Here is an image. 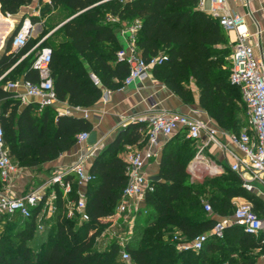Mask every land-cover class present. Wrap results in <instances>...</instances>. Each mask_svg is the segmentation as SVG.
Masks as SVG:
<instances>
[{"label": "trees", "instance_id": "obj_1", "mask_svg": "<svg viewBox=\"0 0 264 264\" xmlns=\"http://www.w3.org/2000/svg\"><path fill=\"white\" fill-rule=\"evenodd\" d=\"M32 2L0 0L1 11L15 14ZM52 8L66 10L65 19L76 14L60 26L62 39L54 41L47 36L34 49L45 45L52 48L51 75L59 101L86 108L99 100L102 87L115 90L122 85L129 67L117 59L122 46L115 30L118 24L109 21L110 14L122 22L140 19L136 45L141 56L149 60L159 53L167 55L152 73L184 102L194 98L193 81L200 105L220 127L239 133L247 124L240 88L229 78L232 47L228 30L212 13L201 9L199 0H51L43 10ZM37 41L29 40L14 53L9 52L10 40L0 57V77ZM29 54L0 79L1 124L12 159L20 167L35 168L71 149L77 135L92 131L94 125L85 116L57 115L53 105L41 109L34 102L22 105L13 91L4 88L13 79L14 69L23 72L25 79L39 80L32 68L35 57L31 59ZM92 73L101 86L93 82ZM147 139V123L134 121L121 128L114 141L96 155L90 167L94 178L86 191L87 221L80 223L78 218L67 216L60 188L51 224H43L44 200L32 208L29 217L1 215L18 219L14 231L6 237L0 234V264H123L115 241L104 250L97 249L95 241L105 226L102 218L114 213L127 184V163L118 153L126 144L143 145ZM195 151L194 140L183 131L167 140L160 160V179L151 180L153 188L146 192L145 205L136 215L127 249L139 264H254L255 249L264 246V233L249 234L239 225L227 227L222 238L210 237L201 249L177 248L179 241L173 240L177 231L191 242L212 228L216 215L233 213L235 196L255 201L254 194L229 168L193 180L188 165ZM76 197L73 189L69 198ZM205 199L212 205L211 213L204 209ZM143 211L145 219L140 221ZM39 228L43 229L37 232ZM36 237L38 241L31 242Z\"/></svg>", "mask_w": 264, "mask_h": 264}, {"label": "built area", "instance_id": "obj_2", "mask_svg": "<svg viewBox=\"0 0 264 264\" xmlns=\"http://www.w3.org/2000/svg\"><path fill=\"white\" fill-rule=\"evenodd\" d=\"M205 1L199 0V6L203 7ZM211 1L220 4L226 2V0ZM211 12L227 30L237 31V39L228 56L231 66L229 78L231 83L240 88L246 107L247 125L241 132L235 133L212 124L210 117H195L179 111L151 112L135 118V121L147 123L148 147L126 155L127 184L116 207L114 215L116 218L106 229L110 238L118 244L123 264H139L127 249V244L133 233L135 217L142 208L141 203L145 201V194L153 188L151 180L145 173V166L155 155L153 146L159 144L160 135L170 138L183 131L187 138L194 140L196 151L188 165L193 177H200L199 174L203 172L215 175L224 170V165L213 158L216 148L222 152L224 159L229 163V169L239 176L247 191L264 194V54L257 53L254 44L246 40L249 33L242 15L221 14L218 7H213ZM110 18L116 20L117 17ZM140 25L141 21L137 18L121 30L125 36V45L117 51V59L128 65L129 72L120 89L136 80L149 77L152 68L155 65H161L167 59L165 53H159L149 60L141 56L136 45V33ZM32 31L33 24L30 19H25L13 35L12 46L15 51L27 45ZM262 31L263 29L259 28L258 34L260 35ZM41 42L42 40L33 49ZM52 53V48L47 45L38 50L32 63V68L38 72V81L30 79L8 81L5 88L23 87L24 92L16 96L21 100L35 97L40 109L53 105L57 101V96L51 75ZM91 78L96 85L101 86L95 74L92 73ZM112 93L113 89L102 87V100L109 101ZM72 109L82 108L69 107L60 112V115L71 114ZM88 135L89 132L86 131L79 133L77 142L86 140ZM101 149L100 144L93 143L77 161L57 169L41 187L25 194H16L13 185L20 169L5 147L0 111V178L3 183V188L0 189V216L19 214L22 217H29L32 208L43 200L44 212L53 214L57 209V188H60L66 201L67 216L78 218L80 223L87 221L89 214L86 210V195L84 192H78L76 198H69L74 187L72 179L67 175L75 174L78 185L87 186L94 175L87 170L86 161L96 156ZM203 203L205 211L211 213L213 210L211 203L206 199ZM231 225H239L245 232L257 235L264 229V216L254 209L252 201L245 200L234 207L231 215L218 218L210 230L197 234L190 243H184L180 245V248L201 249L210 237L222 238L226 228Z\"/></svg>", "mask_w": 264, "mask_h": 264}, {"label": "crops", "instance_id": "obj_3", "mask_svg": "<svg viewBox=\"0 0 264 264\" xmlns=\"http://www.w3.org/2000/svg\"><path fill=\"white\" fill-rule=\"evenodd\" d=\"M51 1V0H47ZM42 4L39 0H33L32 3L24 5L21 7L19 12L15 14H4L1 11L0 4V57L6 52L8 42L13 39V35L15 31L20 27L21 22L25 19H30L29 16H26L25 13L28 11L30 14H34L36 16L37 13L40 12V6ZM213 7H218V11L221 14L224 13H238L243 16L244 24L247 28L249 35H247L246 40L255 46V51L257 53L264 54V0H226L225 3L220 4L213 2L211 0H206L204 6L201 9L212 13L211 9ZM31 13V11H33ZM115 15H108L109 21L115 24H119L120 19L117 17L116 20H112L110 17ZM31 21V19H30ZM131 22V21H130ZM130 22L123 24L122 26H116L115 30L117 33L118 43L123 46L125 45V36L121 33V30L127 26ZM32 23V21H31ZM38 23V22H37ZM38 32H41L43 27L41 24H37ZM263 29L262 33L258 34V29ZM230 36V45L233 48L234 43L237 39V31L236 30H228ZM33 50V47L22 55L17 61L9 67L3 75L0 77L2 79L9 71L15 68L18 63H20L23 59L27 57V55ZM9 52H17L12 46V49ZM13 80H23V72L16 71V69L12 72ZM8 82V81H7ZM191 86L194 93V98L191 102L186 103L182 100V98L174 93L168 86L158 80L152 73L151 75L142 80H136L134 83L124 87L123 89H115L113 90L112 96L109 101L104 102L102 100V96L99 100L92 104L89 107L82 108L79 110L72 109L71 114L81 115L87 117L89 120L93 122L94 128L93 130L96 132V143L102 146V149L107 147L111 142L114 141L118 131L135 121V118L147 115L151 112H171V111H179L185 114L195 116V117H212L209 115L206 109H204L199 102V90L196 84L191 81ZM6 83L4 84L5 88ZM7 89V88H5ZM14 92L15 96L18 93H23L24 88L19 87L17 89H9ZM17 97V96H16ZM22 105H26L28 103H38L35 97H27L25 100H21ZM53 109L57 115H60V112L64 111L66 108H72L73 106L67 104L65 101H57L53 104ZM212 124L219 126L213 119ZM220 127V126H219ZM169 138L160 135L159 136V144L157 146H153L155 151V155L147 162L145 166V173L149 177L154 175H160V160L162 155V150L164 148L165 143ZM87 142V139L82 141L81 143H76L71 149L63 152L57 158L53 160H49L41 164L39 167L35 168H20V173L14 180L13 190L16 194H25L34 190L38 187H41L47 179L57 170L67 167L77 161L79 157L90 149V146ZM148 147V139L147 141L141 144L129 145L126 144L122 148V150L118 153L119 156L125 159L126 155L131 152H135L137 150H142ZM101 149V150H102ZM213 158L218 162L224 165L225 168H229V163L226 159H224L223 154L220 150L214 151ZM96 156L89 158L86 161V168L90 171V167L92 166L94 159ZM225 168L220 173L225 171ZM49 171V175L47 176V172ZM189 171V169H188ZM38 176L35 180H39L40 177H46V180L40 184H38L35 188L30 191L24 192V187L31 181L32 173ZM190 173V171H189ZM218 173V174H220ZM193 180L196 178L192 176ZM73 181L74 192L77 194L78 192H84L86 195L87 186H79L77 183V177L75 174H71L70 177ZM201 180V178L199 179ZM259 187V185H257ZM3 188V183H2ZM255 196V201L250 200L244 195L235 196L232 199V202L236 206L237 204L244 202L245 200H250L253 203L254 208L258 211V213L264 216V194L263 193H253ZM145 205V201L141 203V207ZM116 211V210H115ZM115 211L111 215H107L102 218V221L105 223L104 230L101 234L96 238L95 246L98 247L99 250L106 249L107 244L112 243L114 240L110 238L107 233V227L113 223ZM46 213V212H45ZM46 215L51 216L52 214L46 213ZM226 217V216H224ZM136 218V217H135ZM216 218H221L216 215ZM261 233H264V229ZM105 236V237H104ZM179 243L177 244V248H180V245L187 242L184 239L181 231H177L174 235ZM107 237V238H106ZM256 260L254 264H264V246L258 247L255 249ZM121 258V257H120Z\"/></svg>", "mask_w": 264, "mask_h": 264}, {"label": "rangeland", "instance_id": "obj_4", "mask_svg": "<svg viewBox=\"0 0 264 264\" xmlns=\"http://www.w3.org/2000/svg\"><path fill=\"white\" fill-rule=\"evenodd\" d=\"M47 3H50V1L43 0L42 5L39 7L40 8V12L37 13L36 16H33L34 14H30V12H28V11L25 13L26 16H29V18L31 19L32 24H33V31H32V36H31L30 40L33 41V40H37L38 39V41L35 43L34 46H36L41 40L43 41L47 36H50V38L53 39L54 41H59L60 39H62V36H61L62 32H61V29H59L60 28L59 25L66 20L65 18H66L68 13L63 8H52L49 11H44L43 10L44 5L47 4ZM33 12H34V10L31 11V13H33ZM33 17H38L39 20L35 21L33 19ZM127 22L128 21H123L122 23L120 22L118 24V26L120 27V26H122L123 24H125ZM37 24H41V26L43 27L42 31L38 32V33H36L38 31ZM38 50H34L33 49L31 51V53L29 54V58L32 59L33 57H35L37 52H38ZM0 111H2L1 103H0ZM246 125L247 124L244 123L243 127H245ZM20 168H25V167H20L19 166V169ZM46 174L48 176L49 175V171ZM31 175H32L33 178L24 187V189H23L24 192L30 191L31 189L35 188L38 184H40V183H42V182H44L46 180V177H40L39 180L36 181L35 178H38V176L35 175L34 172ZM215 175H217V174H215ZM199 176L200 177H195L196 178L195 180H199L200 178L202 180L205 177L214 176V175L206 174L205 172H203V173L199 174ZM204 198H206V197H204ZM234 205L235 204L233 203V206ZM145 215L146 214L143 211L142 215L140 216V221H144ZM17 219L18 218L15 217V216H12V218H11V216H0V234H1V236H5L6 237L9 233L14 231V229H15L14 223L16 222ZM53 221H54L53 218L50 217L49 215H45V217L43 218V224H45V222L48 223V224H51ZM40 229L42 230L43 228H39V230H37V232L40 231ZM37 238L38 237L32 239L31 242L38 241ZM173 240H177V238L175 236H173ZM95 243H96V241H95ZM110 244H107V246L105 248H107ZM96 248L98 249V247H96Z\"/></svg>", "mask_w": 264, "mask_h": 264}, {"label": "water", "instance_id": "obj_5", "mask_svg": "<svg viewBox=\"0 0 264 264\" xmlns=\"http://www.w3.org/2000/svg\"><path fill=\"white\" fill-rule=\"evenodd\" d=\"M76 14L72 15L71 17H69L68 19H66L64 22H62L59 27L64 24L67 20H69L70 18H72L73 16H75ZM96 132L94 130L89 132V135L87 137V142L89 144H93L96 142ZM160 179V175H154L150 177V180H159Z\"/></svg>", "mask_w": 264, "mask_h": 264}]
</instances>
